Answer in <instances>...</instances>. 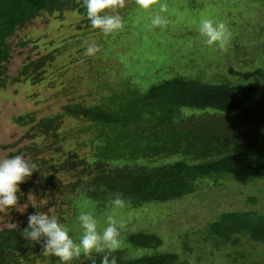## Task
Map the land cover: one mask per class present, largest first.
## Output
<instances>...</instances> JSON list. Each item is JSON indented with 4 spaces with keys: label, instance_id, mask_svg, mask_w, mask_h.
Instances as JSON below:
<instances>
[{
    "label": "trees",
    "instance_id": "obj_1",
    "mask_svg": "<svg viewBox=\"0 0 264 264\" xmlns=\"http://www.w3.org/2000/svg\"><path fill=\"white\" fill-rule=\"evenodd\" d=\"M66 11L83 15L85 29H92L83 0H0V91L10 83L6 74L12 58L9 38L43 12L57 13L63 19ZM28 43L23 41L22 45ZM66 44L48 53L26 56L10 81L40 83L53 60L62 57L56 55L57 49L63 52ZM125 75L119 73V85L101 81L93 87L94 95L92 90L88 94L93 98L91 103H66L34 123L24 135L29 140L45 141L41 146H23L17 151V155H30L29 160L38 166L34 181L22 183L21 190L31 189L37 199H49L40 212L59 210L58 218L66 221L69 214L75 212L76 216L78 200L102 212L112 208L110 200L119 194L134 210L181 200L203 181L264 179V97L255 86L206 81L199 72L191 71L188 75H167L168 79L142 91ZM67 119L77 125L66 129ZM14 121L25 125L34 119L22 115ZM82 128L89 136L76 142V150L60 153L59 144L80 134ZM81 146H88L84 154L79 151ZM47 153L50 158L44 157ZM52 170L70 173L68 190L60 181L56 183ZM58 192L61 201L53 200ZM17 202L23 206L27 203L24 197H18ZM61 206H68V210L61 211ZM37 209H30V213L39 212ZM28 215L15 226L0 229V264H57V257L43 251L42 240L30 244L21 236ZM202 233L205 242L215 245H238L244 239L264 248V211L223 210ZM121 238L122 246L106 253L110 259L115 256L117 264L185 263L178 252L158 250L162 239L154 233L129 232ZM183 246L189 248L185 242ZM131 249L144 253L131 256ZM234 253L235 259L242 256V252ZM104 254L81 255L71 264H92L93 260L100 264Z\"/></svg>",
    "mask_w": 264,
    "mask_h": 264
},
{
    "label": "rangeland",
    "instance_id": "obj_2",
    "mask_svg": "<svg viewBox=\"0 0 264 264\" xmlns=\"http://www.w3.org/2000/svg\"><path fill=\"white\" fill-rule=\"evenodd\" d=\"M160 2L156 0L154 6L158 7ZM163 2L167 9L161 15L168 21L163 27L151 26V8L143 10L137 6L136 0H124V6L116 10L124 26L113 35L104 36L99 30L85 29L84 17L76 11L64 12L63 19L57 13L43 12L16 31L8 41L12 58L6 74L10 83L0 91V158L17 155L23 146L43 145L45 141L41 138L29 140L24 136L34 123L56 113L66 103H91L93 98L88 94L92 90L94 95L93 87L101 85V81L119 85V73L130 76L140 90L145 91L168 79L167 75H188L193 71L199 72V77L206 81L251 84L264 97V0ZM202 17L222 20L228 25L233 36L225 49L203 43L204 37L198 32ZM23 41L29 43L22 45ZM92 41L99 45L100 51L98 55L89 57L85 55V48ZM65 43L69 45L66 44L63 52L60 48L56 51V55L62 57L53 60L40 83L32 85L29 81H10L17 76L26 56L48 53ZM22 115L30 116L34 122L17 124L14 119ZM66 121V129L77 125L73 120ZM82 129L80 134L59 144L60 153L76 150V142L89 136ZM10 144L16 145L7 148ZM87 149L88 146H81L79 151L84 154ZM24 153L20 155L29 160L30 155L26 153L25 156ZM44 157L50 158L51 154H44ZM34 172L24 182L34 181ZM52 174H55L56 183L60 181L64 190L69 189L70 173H54L52 170ZM21 184L17 197H24L27 203L24 206L18 203L17 209L0 212V229L15 226L23 215L31 214L32 208L37 207L40 212L42 207H47L48 198L37 199L31 189L21 190ZM254 198L256 203H253ZM53 200L61 201L62 194L55 193ZM74 206L78 210L76 216L81 211H91L98 221V230L106 226V216L112 214L122 222L121 235L140 231L158 235L162 245L157 249L178 252L184 264H264L261 245L250 244L244 239L238 245H215L205 242L202 236L204 226L223 210L264 211V179L203 181L198 183L194 193L181 200L148 204L134 210L125 205L120 209L108 206L97 212L94 206L80 200ZM61 207V211L68 210V206ZM49 209L43 212L47 213ZM57 211H54L56 215H60ZM74 216L75 212L69 214L66 221L61 216L58 219L66 223L69 235L78 241L82 230ZM184 242L188 249L183 246ZM235 251L242 252V256L235 259ZM143 253L142 250L131 249L128 254L141 256Z\"/></svg>",
    "mask_w": 264,
    "mask_h": 264
},
{
    "label": "clouds",
    "instance_id": "obj_3",
    "mask_svg": "<svg viewBox=\"0 0 264 264\" xmlns=\"http://www.w3.org/2000/svg\"><path fill=\"white\" fill-rule=\"evenodd\" d=\"M140 9H152L150 24L153 28L163 27L168 23L161 15L167 9L166 3L156 5V0H136ZM89 25L92 29L99 30L104 36L113 35L123 29L124 22L117 8L124 6V0H83ZM199 34L204 37L203 43L223 50L229 44L232 33L228 25L222 20H214L202 17L198 25ZM100 51L99 45L92 41L85 48V55L95 56ZM37 165L24 158L22 155L0 158V212L17 209L20 191L19 185L29 178ZM126 201L116 194L110 200L113 209L124 208ZM27 227L21 232V236L30 244L43 241V251L58 258L57 264H71L74 258L81 255L91 256L93 253L100 254V264H117V259H111L106 253L118 250L123 241L121 238L122 222L112 214L106 216V226L98 230V221L91 211H81L76 216L81 234L79 240H74L68 228L61 222L56 213L50 208L47 213L36 212L27 217ZM95 264V261H92Z\"/></svg>",
    "mask_w": 264,
    "mask_h": 264
}]
</instances>
